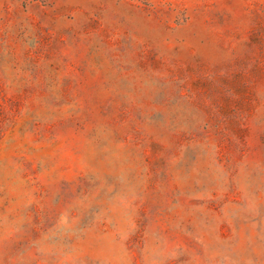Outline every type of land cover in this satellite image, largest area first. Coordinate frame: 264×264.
I'll list each match as a JSON object with an SVG mask.
<instances>
[{
    "label": "rangeland",
    "instance_id": "obj_1",
    "mask_svg": "<svg viewBox=\"0 0 264 264\" xmlns=\"http://www.w3.org/2000/svg\"><path fill=\"white\" fill-rule=\"evenodd\" d=\"M0 264H264V0H0Z\"/></svg>",
    "mask_w": 264,
    "mask_h": 264
}]
</instances>
